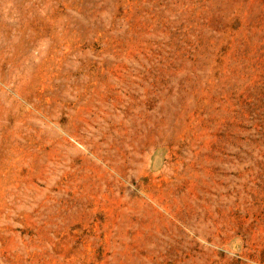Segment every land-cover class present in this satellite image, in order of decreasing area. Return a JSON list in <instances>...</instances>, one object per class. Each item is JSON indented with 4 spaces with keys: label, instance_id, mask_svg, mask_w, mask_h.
Returning <instances> with one entry per match:
<instances>
[{
    "label": "rangeland",
    "instance_id": "rangeland-1",
    "mask_svg": "<svg viewBox=\"0 0 264 264\" xmlns=\"http://www.w3.org/2000/svg\"><path fill=\"white\" fill-rule=\"evenodd\" d=\"M0 264H264V0H0Z\"/></svg>",
    "mask_w": 264,
    "mask_h": 264
}]
</instances>
